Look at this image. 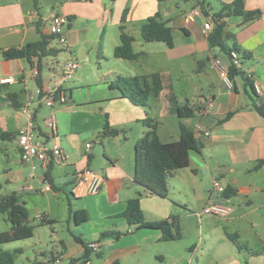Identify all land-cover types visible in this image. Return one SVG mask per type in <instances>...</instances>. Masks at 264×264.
I'll list each match as a JSON object with an SVG mask.
<instances>
[{
  "label": "crops",
  "instance_id": "crops-1",
  "mask_svg": "<svg viewBox=\"0 0 264 264\" xmlns=\"http://www.w3.org/2000/svg\"><path fill=\"white\" fill-rule=\"evenodd\" d=\"M200 1L205 2L206 11ZM231 1L38 0L37 4L35 0H0V51L40 40L42 33L52 34L55 15L69 19L67 42L55 37L49 44L55 53L42 59L44 88L58 84L65 62L74 59L79 64L68 80L72 85L68 81L60 85L65 100L51 108L38 101L37 61L32 66L25 58L7 59L0 54V132L16 134L12 140L0 138V196L19 193L35 225L28 240L35 239L39 249L43 230L55 243L52 255H61L66 264L83 256L91 242L99 247L91 249L87 264L95 260L96 264L115 260L120 264H264V163L255 167L264 159V116L255 108L264 102V91L257 89L264 90V0H244L246 9L261 11L254 21L243 24V16L234 13L221 19L224 42L240 56L244 72L234 78L233 88L223 82L213 64L215 57L229 63L228 56L210 46L204 31V23L214 26L215 13ZM192 9H200L201 14L186 21L185 14ZM157 12L173 28L172 47L142 37V25ZM121 25L134 38V50L140 53L136 59L114 57ZM91 65L96 66L93 83L81 71L82 66ZM152 73L160 74L162 89L150 96L148 108L110 86L118 76ZM4 78L12 80L1 82ZM10 94H15L18 106ZM186 103L195 108V114L180 117L178 109ZM25 107L34 112L38 137L48 146L62 147L64 161L22 159L17 135L27 122ZM52 110L57 115L54 134L48 133L44 123ZM147 111L158 121L163 142L178 140L181 124L202 142L200 151L191 152L190 166L169 175L172 181L168 178L166 197L149 193L135 180L136 144L147 130L142 121ZM229 113L233 114L227 117ZM107 122L121 133L104 135ZM85 169H94L103 179L97 192L78 197L72 189ZM214 178L236 193L228 198L232 213L211 220L199 209L212 193ZM46 184L52 189L46 190ZM139 193L146 219L179 218L180 239L162 241L161 230L137 228L121 215L127 201ZM76 210H85L87 220L78 223ZM40 216L51 222L40 225ZM105 231L123 234L100 238ZM184 233L191 241L183 243ZM227 233L238 234L239 244L247 248L240 249ZM31 242L14 249L23 252ZM97 251L102 255L97 256Z\"/></svg>",
  "mask_w": 264,
  "mask_h": 264
},
{
  "label": "trees",
  "instance_id": "trees-1",
  "mask_svg": "<svg viewBox=\"0 0 264 264\" xmlns=\"http://www.w3.org/2000/svg\"><path fill=\"white\" fill-rule=\"evenodd\" d=\"M38 4V0H35ZM114 2L115 0H111ZM199 5L202 10L206 11V4L200 1ZM127 9L123 13L122 20L124 21ZM236 14L243 16V24L256 20L260 17L259 9L248 10L245 8L244 0H233L229 3H223L222 9L215 13V24L208 34V40L211 47H219L230 59L232 58V47H227L224 42L225 22L221 20L225 15ZM121 42L114 49V57L125 59H136L140 53L135 52L133 47L134 38L124 31L121 25ZM141 34L145 41H161L172 47L175 44L173 28L167 22L160 19V14L148 17L141 27ZM56 36L54 34L42 33V38L37 41L28 42L21 47H13L7 50L0 51V54L7 59L25 58L32 66L37 61V83L40 87L42 84V59L53 55L55 49L49 47V44ZM237 50V49H236ZM230 75L235 78L237 75H244L241 69H238L234 64L229 65ZM248 82L251 79L245 76ZM111 87L118 88L122 94L128 97L134 104L143 107H149V98L152 94L158 95L162 89V80L159 73H152L148 76H118L110 83ZM13 102L16 103L15 94H10ZM256 110L264 116V102L255 105ZM180 117H190L195 114V108L189 103L180 106L178 109ZM233 113H229L230 117ZM147 127L145 134L137 141L136 144V173L135 180L140 185L144 186L149 193L156 194L162 197L168 196L169 185L168 177L175 170L185 168L191 164V152L200 151L202 147L201 140L196 133L189 129L186 125L181 124L180 138L171 142H163L158 135V121H156L147 111V116L142 120ZM121 129L113 128L107 122L103 128V134L107 136H116L121 133ZM16 134L14 132H0L2 140H12ZM264 163V159L255 166L260 167ZM236 193V190L231 186L226 187L225 196L229 197ZM141 196H137L127 201V206L121 214L130 224L137 228L147 227L161 230V240H178L181 238V228L179 218L171 216L168 219L148 220L146 219L142 206ZM0 213L6 215L7 220L11 223L9 230L0 231V244L24 240L33 237L35 225L29 221V210L26 203L20 201V195L17 192L0 196ZM75 217L78 223L87 220L88 214L85 210H76ZM45 218L40 220V224L50 223ZM123 233L121 231H105L101 233L100 238L113 236L119 238ZM228 237L240 248H247L240 245L238 242V234L227 233ZM85 244V243H84ZM86 251L78 259H73L72 262L81 260L87 264L91 260L92 250L88 245ZM21 249H2L0 248V264H16V256L21 253ZM97 256H101L102 252L97 251ZM111 264H120L118 260Z\"/></svg>",
  "mask_w": 264,
  "mask_h": 264
},
{
  "label": "built area",
  "instance_id": "built-area-1",
  "mask_svg": "<svg viewBox=\"0 0 264 264\" xmlns=\"http://www.w3.org/2000/svg\"><path fill=\"white\" fill-rule=\"evenodd\" d=\"M200 9H192L185 14V20L190 21L196 15H200ZM50 32L54 34L61 43H66V33L65 25L69 22V19L65 16L55 15L51 19ZM213 28V24L209 21L204 23V31L208 35ZM230 63L234 64L238 69L242 70V61L240 56L236 53H232V58ZM230 63L223 60L221 57H215L213 59V64L218 70L223 82L230 88L234 87V78L230 75L229 65ZM79 64L76 60L70 59L65 62L61 68L59 82L55 86H48L46 88L40 87L37 90L38 101L40 104H44L48 107L53 108L57 102L65 100L64 90L61 88V84L70 80L76 73ZM12 78L1 79V82H10ZM259 92L264 90L257 86ZM24 111L27 114V122L20 129L17 135L18 145L21 150V156L23 160H30L34 157L41 159L44 162H48L54 159L57 162H62L65 160L66 155L62 147L54 144L48 146L44 140H41L36 131L34 112L25 107ZM45 126L48 133H55L57 128V115L55 110H52L50 114L44 120ZM209 134V131H205ZM90 146V143L87 144ZM102 176L94 169H85L78 173L77 182L73 186V193L75 196H83L87 193H95L100 189L102 182ZM226 185L218 178L213 179L212 183V193L207 199L203 209L202 214L215 215L226 217L230 215L233 211V206L228 202L229 197L225 196ZM46 190H51L50 184L45 185ZM42 219L43 217L40 216ZM89 247L93 250L98 249L97 242H91ZM62 261L61 255L53 256L47 264H58ZM71 264H85L81 260L74 261Z\"/></svg>",
  "mask_w": 264,
  "mask_h": 264
},
{
  "label": "rangeland",
  "instance_id": "rangeland-1",
  "mask_svg": "<svg viewBox=\"0 0 264 264\" xmlns=\"http://www.w3.org/2000/svg\"><path fill=\"white\" fill-rule=\"evenodd\" d=\"M181 3L184 4V2H181ZM95 70H96V66H94V65L84 66V67L82 66V68H81V71L86 74L90 83L95 82V78H94ZM66 84L72 85V82L68 81V82H66ZM165 138H166L165 140H169V139H167L166 136H165ZM168 178H169V181H172L170 176ZM202 209L203 208H201V206H200L199 211L202 212ZM203 217L204 218L208 217L211 220H216L215 217L222 218L221 216H215V215H209L208 216V214L204 215ZM10 225L11 224L7 220L6 215L4 213H0V231H5L6 229L10 228ZM40 235L42 236V239L44 240L43 241L44 243L38 244L40 246V249H39V247H37V245H34L35 239H32V240L26 239V240H19V241L5 243L2 246H0V248L13 250L14 248H16V246H21L22 244L25 245L26 243L32 241L30 243V244H32L31 246L26 247L25 251L17 254L16 264H45L46 263L45 260L49 261L53 257L52 254L54 253L53 249L55 247V243L50 240V237L48 236V234L46 232H44L43 230H40ZM188 239L191 241V236L184 233V238L182 240V241H184L183 243H187ZM95 257L96 256L94 255V258ZM97 262L98 261L95 260V262L93 264H96ZM58 264H66V262H65V260H62Z\"/></svg>",
  "mask_w": 264,
  "mask_h": 264
}]
</instances>
